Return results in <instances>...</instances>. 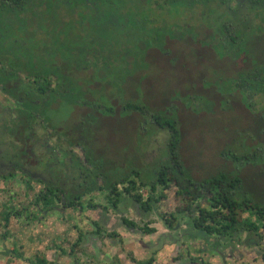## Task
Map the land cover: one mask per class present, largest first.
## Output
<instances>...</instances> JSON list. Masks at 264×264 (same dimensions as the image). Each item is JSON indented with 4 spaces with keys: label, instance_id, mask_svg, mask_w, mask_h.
Listing matches in <instances>:
<instances>
[{
    "label": "trees",
    "instance_id": "obj_1",
    "mask_svg": "<svg viewBox=\"0 0 264 264\" xmlns=\"http://www.w3.org/2000/svg\"><path fill=\"white\" fill-rule=\"evenodd\" d=\"M232 1L0 0V90L15 104L2 118L0 145L18 171L39 174L43 188L32 206L44 214L85 210L96 207L95 193L106 192L117 207L124 193L141 187L156 194L174 184L191 238L212 249L241 234L264 239V0H236L235 7ZM183 44L188 51L181 59L176 48ZM207 59L225 70L211 72L203 65ZM163 69L175 73L177 83L157 90L153 78ZM256 97L260 107L254 112ZM177 100L197 117L190 119L193 139L203 121L215 140H225L209 166L202 151L193 160L183 153ZM234 102L252 116L250 129L240 130L233 120ZM117 116L135 122V144L100 141L101 126ZM158 132L168 133V144L150 165H138V147L151 145L145 136ZM228 135L229 141L222 139ZM164 197L136 200L150 212L152 202ZM20 215L8 213L5 227ZM171 220L165 224L173 230L178 219ZM123 222L146 235L157 232ZM81 244L82 237L71 254ZM5 255L48 264L16 249ZM132 262L154 264L155 258Z\"/></svg>",
    "mask_w": 264,
    "mask_h": 264
},
{
    "label": "rangeland",
    "instance_id": "obj_2",
    "mask_svg": "<svg viewBox=\"0 0 264 264\" xmlns=\"http://www.w3.org/2000/svg\"><path fill=\"white\" fill-rule=\"evenodd\" d=\"M232 5L235 7V2H232ZM184 45L186 44L182 45L183 48L180 47L181 45L176 48L177 52L183 53L181 59L185 58L186 51H188ZM203 65L209 67L211 72L215 70L217 73L216 68L219 70L226 68L214 62L210 64L208 59ZM184 68L190 71L192 66ZM228 74L231 75L230 70ZM209 78L212 82L216 79L215 77ZM153 79H155L157 90L165 85L177 83L175 73H169L166 69L157 71ZM181 79H184V75ZM128 89L132 94L133 90L129 87ZM131 97L134 98L133 94ZM153 98L151 97V101L149 99V106L155 110L158 108V102ZM259 101V97L252 100L254 112L260 107ZM174 104L179 107L180 122L184 133L182 148L185 157L188 160L195 158L198 152L202 151L200 159L203 160L202 163L205 166H209L213 162L217 149L225 140L221 141V144L220 141L215 140L208 133L213 131L206 132V129H203L205 128L203 121L200 124V132L193 139L190 132V119L197 117L192 115L191 106L186 107L178 100ZM14 109V102L0 90V125L4 114ZM233 109L234 113L231 116L233 120L242 124L243 127H240V130L250 129L252 116L239 103L234 102ZM214 110L216 113L221 112L219 105H215ZM78 113L81 114L83 111L79 110ZM116 118L108 124L105 123L107 125L101 126L100 141L105 140L108 144L115 141L117 145L126 146V142H133L132 131H135L136 124L134 121L128 122L133 125L126 124L120 117ZM261 122L260 119L258 123ZM229 129L230 133L235 131L232 128ZM254 129L257 132V128ZM229 136L227 138L223 136L222 139L229 141L231 138ZM145 140L151 142V145L146 146L147 143H145L144 146L138 147L137 152L139 155L142 154L138 165H150L159 149L168 144L169 135L167 132H158L155 138V135L151 133L145 136ZM165 151L163 149L162 153ZM40 180L37 173L28 177L18 171L14 164L5 158L4 148L0 145V264H29L27 261L5 255L6 251L15 249L25 259H45L48 264H133V258L146 261L151 257L155 258L154 264H264V239L254 238L255 240H252L246 234H241L235 240L223 242L220 249H212L203 239L191 238L193 230L186 218L188 214H178L185 204L177 195L178 190L174 184L164 191L162 187H158L156 194L148 188L141 187L132 195L124 193L117 207L113 205L114 199L109 193L101 192L92 196L95 208L69 211L57 208L58 210L44 214L31 204L34 196L43 188ZM124 188L125 186H120L119 189L122 191ZM161 194L165 197L158 203L152 202L150 212H146L136 200V197L140 196L145 202L150 196L157 199ZM89 201L90 199L86 198L84 204L87 205ZM201 203L203 204L204 200ZM14 211L21 212V215L18 218L13 216L6 228L4 219L8 213ZM248 215L249 213L243 216L248 217ZM174 216L178 220L175 222V228L170 230L165 220L172 221L171 218ZM124 219L136 223L140 228H154L157 232L153 235H146L138 228L126 226ZM252 219L258 221V217L252 216ZM259 222L261 226L264 225V220ZM262 234L264 235V229H262ZM80 237H82V244L77 249V253L73 255L71 251Z\"/></svg>",
    "mask_w": 264,
    "mask_h": 264
},
{
    "label": "flooded vegetation",
    "instance_id": "obj_3",
    "mask_svg": "<svg viewBox=\"0 0 264 264\" xmlns=\"http://www.w3.org/2000/svg\"><path fill=\"white\" fill-rule=\"evenodd\" d=\"M244 1V0H243ZM232 2H235V4H236V0H233Z\"/></svg>",
    "mask_w": 264,
    "mask_h": 264
}]
</instances>
